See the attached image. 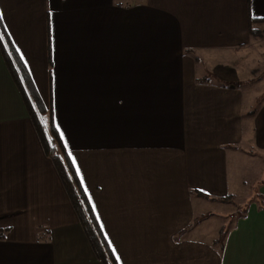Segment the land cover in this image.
<instances>
[{
	"label": "crops",
	"instance_id": "obj_1",
	"mask_svg": "<svg viewBox=\"0 0 264 264\" xmlns=\"http://www.w3.org/2000/svg\"><path fill=\"white\" fill-rule=\"evenodd\" d=\"M0 12L118 264H264V0H0ZM1 233L0 264H103L0 44Z\"/></svg>",
	"mask_w": 264,
	"mask_h": 264
},
{
	"label": "trees",
	"instance_id": "obj_2",
	"mask_svg": "<svg viewBox=\"0 0 264 264\" xmlns=\"http://www.w3.org/2000/svg\"><path fill=\"white\" fill-rule=\"evenodd\" d=\"M254 23H259V21H253ZM0 33V44L5 62L25 99L27 110L45 155L51 159L58 172L93 251L103 264H118L63 145L55 124L52 105L49 107L44 105L26 70L19 62L6 33L1 28Z\"/></svg>",
	"mask_w": 264,
	"mask_h": 264
},
{
	"label": "rangeland",
	"instance_id": "obj_3",
	"mask_svg": "<svg viewBox=\"0 0 264 264\" xmlns=\"http://www.w3.org/2000/svg\"><path fill=\"white\" fill-rule=\"evenodd\" d=\"M257 39H259L258 43L257 44H263L261 45V48L264 50V31L262 30L261 32L257 33L256 36H255ZM260 48V50H261ZM264 74V64H261L259 69H258V73H257V76L258 77H261L262 75ZM256 77V78H258ZM263 163H260V165H262ZM259 168L257 169H250L248 172L244 173V179H247L246 181L250 184H253L255 182V179H256V176L259 180H261L262 176L260 175V171L258 170ZM259 172V173H258ZM260 175V176H259ZM258 186L259 184L257 183V186L255 187V190L258 189ZM223 207L219 208L218 206V209H217V212H222V209Z\"/></svg>",
	"mask_w": 264,
	"mask_h": 264
},
{
	"label": "snow or ice",
	"instance_id": "obj_4",
	"mask_svg": "<svg viewBox=\"0 0 264 264\" xmlns=\"http://www.w3.org/2000/svg\"><path fill=\"white\" fill-rule=\"evenodd\" d=\"M3 13L2 12H0V20H3ZM61 137L63 138V133H61ZM65 147H67V143H65ZM69 154V156H71L72 154H71V152H69L68 153ZM73 164H75V158H73ZM76 171H77V174H79L80 173V169L77 167V169H76ZM81 183H83V177L81 176ZM85 191H87V189L85 188ZM89 199H91V197H89ZM93 210H95V205L93 204ZM97 219H99V217H97ZM101 227H103V225H101ZM113 252H115V249H113ZM117 259L119 260L120 258H119V256H117Z\"/></svg>",
	"mask_w": 264,
	"mask_h": 264
}]
</instances>
